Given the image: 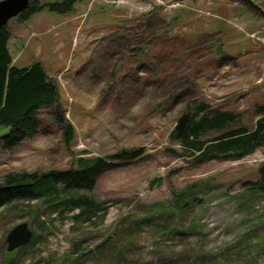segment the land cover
I'll return each mask as SVG.
<instances>
[{
    "label": "rangeland",
    "instance_id": "374dc122",
    "mask_svg": "<svg viewBox=\"0 0 264 264\" xmlns=\"http://www.w3.org/2000/svg\"><path fill=\"white\" fill-rule=\"evenodd\" d=\"M146 22L153 39L136 38ZM8 28L13 64L43 65L75 136L67 143L64 128L51 121L14 150L0 147V183L12 173L69 170L81 159L136 154L114 161L92 191L79 192L103 204L94 222L77 223L79 209L63 210L56 200H16L1 208L0 264H57L67 252L94 249L108 238L147 257L140 264L184 263L178 252L193 249L226 255L231 264H264V195L243 187L258 179L264 148L241 160L197 165L171 140L185 102L239 113L254 127V108L264 103V0H82L70 14L44 11L24 23L14 18ZM132 42L147 47L143 63ZM9 132L0 127V139ZM181 193L193 198L180 216L187 228L181 236L166 234L168 220L159 215L150 217L148 229L124 227L133 213L170 206ZM24 222L36 242L9 253L7 236ZM158 242L163 250L155 252L150 245ZM84 260L90 263V255Z\"/></svg>",
    "mask_w": 264,
    "mask_h": 264
},
{
    "label": "trees",
    "instance_id": "16d2710c",
    "mask_svg": "<svg viewBox=\"0 0 264 264\" xmlns=\"http://www.w3.org/2000/svg\"><path fill=\"white\" fill-rule=\"evenodd\" d=\"M80 1L82 0H59L42 5L35 1L16 18L24 23L44 11L60 15L70 14L74 11L75 4ZM8 24L0 30V127L10 128V132L0 139V147L6 151L14 150L23 142L35 138L43 131L46 132L45 123L51 121L54 125L64 128L66 141L71 143L75 136V129L64 118L65 108L61 103L57 83L49 77L40 62H34L28 67H18L13 64L9 50L11 32ZM152 26V23L146 22L141 27V31L137 29L134 33L136 38L147 34L150 40L153 39ZM137 45L139 44L132 42L130 48L135 50ZM140 45L138 49L140 48L142 53L139 59L143 63L145 54L148 57L150 54L146 46L144 49V46ZM177 97L174 96V98ZM184 104L186 107L171 133V140L177 142L182 149L180 156L191 157L197 165H200L212 160H241L259 148H264V103L254 108L257 120L252 129L243 124L239 113L219 108L213 109L205 103H194L193 106L189 102ZM213 133L216 134L215 137L205 138ZM135 154V151H122L109 160L101 157L89 161L81 159L78 168L69 170L8 174L0 183V209L16 200L29 202L42 199L45 203H52L56 200L60 202L63 210L79 209V213L73 217L77 223L94 222L93 218L97 216V212L105 210L104 206L92 197L79 192L92 191L104 173L115 169L117 163L114 161L131 160ZM243 187L249 192L264 195V163L258 169V179L245 182ZM63 191L73 193L64 197L61 196ZM191 202L193 198L189 193H181L170 206L155 204L146 215L133 213V221L129 223V226L124 227L129 230L136 227L148 229V226L152 227L150 217L159 215V217H165L164 221L168 220L165 222L166 234L174 237L181 236L187 228L179 221L180 216L188 213ZM35 237L34 234L31 246L36 242ZM130 238L133 241L132 237ZM160 243H154L150 245V248L155 252L163 250ZM130 250L131 248L127 250L125 243L113 245L108 238L94 249L88 251L75 249V251L67 252L57 264H86L84 257L89 255L90 263L88 264H140L147 259V257L132 255ZM194 250L178 252L179 255L185 256L184 263L174 262V258L161 260L160 263L231 264L226 255L214 257L210 253L204 254Z\"/></svg>",
    "mask_w": 264,
    "mask_h": 264
},
{
    "label": "water",
    "instance_id": "95a60500",
    "mask_svg": "<svg viewBox=\"0 0 264 264\" xmlns=\"http://www.w3.org/2000/svg\"><path fill=\"white\" fill-rule=\"evenodd\" d=\"M30 0L0 1V30L30 6ZM34 233L27 223L18 224L7 236V251L12 253L31 243Z\"/></svg>",
    "mask_w": 264,
    "mask_h": 264
},
{
    "label": "crops",
    "instance_id": "0c3cea01",
    "mask_svg": "<svg viewBox=\"0 0 264 264\" xmlns=\"http://www.w3.org/2000/svg\"><path fill=\"white\" fill-rule=\"evenodd\" d=\"M11 41V40H10ZM10 41H9V43H10ZM9 50H10V46H9ZM10 53H11V50H10Z\"/></svg>",
    "mask_w": 264,
    "mask_h": 264
}]
</instances>
